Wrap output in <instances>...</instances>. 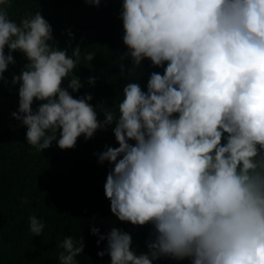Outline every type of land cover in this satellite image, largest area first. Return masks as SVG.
Segmentation results:
<instances>
[{
	"label": "clouds",
	"instance_id": "obj_1",
	"mask_svg": "<svg viewBox=\"0 0 264 264\" xmlns=\"http://www.w3.org/2000/svg\"><path fill=\"white\" fill-rule=\"evenodd\" d=\"M11 7L0 0V82L9 84L4 74L21 52L27 63L10 81L19 96L11 115L26 127L27 144L40 153L54 143L72 149L111 127L118 147L96 153L112 165L110 210L121 222L153 225L139 253L129 232L92 227L97 245L107 241L97 255L110 264H264V0H123L127 76L139 79L145 59L163 73L151 72L146 90L127 83L112 107L73 95L84 87L78 66L95 51L77 45L69 54L39 9L17 23ZM28 220L41 235L45 223ZM57 247L59 264H79L82 237L65 235Z\"/></svg>",
	"mask_w": 264,
	"mask_h": 264
},
{
	"label": "trees",
	"instance_id": "obj_2",
	"mask_svg": "<svg viewBox=\"0 0 264 264\" xmlns=\"http://www.w3.org/2000/svg\"><path fill=\"white\" fill-rule=\"evenodd\" d=\"M123 0H101L99 7L89 6L85 0H12L9 17L19 23L28 13L38 9L53 27L57 46L68 49L79 45L82 52L95 51L94 59L83 61L76 75L84 87L74 97L91 93L93 105L105 103L112 107L122 99L123 87L136 82L146 90L153 71L163 73V68L152 67L145 59L137 69V76L128 77L131 67L123 43V23L120 12ZM71 32L74 39L70 38ZM71 42V47H68ZM54 43V42H53ZM7 53V49L5 50ZM16 63L5 72L9 84L0 82V264H59L57 245L65 235L82 237L84 251L77 259L79 264H110V256L97 253L106 248L107 241L97 245L98 236L91 233L98 227L106 234L112 227L129 232L137 252H146V241L154 232L153 225H132L119 221L110 210L104 184L112 165L98 163L96 153L105 146L118 147L112 128L98 130L94 137H79L72 149H60L55 143L42 153L26 141V127L12 117L18 110V86L11 85L13 74H19L27 63L24 55L13 53ZM125 75H121L120 64ZM141 72L143 75H140ZM95 77L94 86L88 85ZM68 80L63 82L66 86ZM71 91V90H69ZM33 104V108L38 105ZM100 113L98 119H103ZM223 142V141H222ZM26 197L27 204L22 203ZM31 215L45 223L39 236L29 231ZM155 264H190L161 258Z\"/></svg>",
	"mask_w": 264,
	"mask_h": 264
}]
</instances>
